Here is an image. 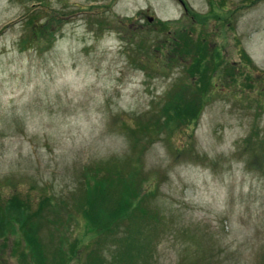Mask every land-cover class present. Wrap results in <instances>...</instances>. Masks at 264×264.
Wrapping results in <instances>:
<instances>
[{"label":"rangeland","instance_id":"374dc122","mask_svg":"<svg viewBox=\"0 0 264 264\" xmlns=\"http://www.w3.org/2000/svg\"><path fill=\"white\" fill-rule=\"evenodd\" d=\"M180 1L0 0V195L67 197L102 163L151 187L148 264H264V0ZM191 16L182 49L222 47L230 76L182 123L166 109L190 66L152 56Z\"/></svg>","mask_w":264,"mask_h":264},{"label":"trees","instance_id":"16d2710c","mask_svg":"<svg viewBox=\"0 0 264 264\" xmlns=\"http://www.w3.org/2000/svg\"><path fill=\"white\" fill-rule=\"evenodd\" d=\"M215 6L211 4L213 18L219 24L228 21L231 11L223 5ZM193 16L188 27L181 26L171 41L163 42L152 56L190 66L188 74L192 77L188 80L191 81L179 86L166 109L182 117V123H188L194 116L186 112H193L194 104L200 111L216 95L212 93L214 87L218 91L223 82L216 80L220 82V78L228 76L222 70L227 62L220 63L222 47L210 50L209 42L198 37L195 49H182L181 39L189 33L185 30L193 28ZM247 63L251 61L248 59ZM242 64L240 61L243 68ZM186 91L192 94L193 100H184L188 97ZM110 168L102 163L86 166L81 174L83 180L67 197L65 194L59 198L45 196L36 204L34 199L15 190L5 199L0 195V264H5L2 260L6 254L13 261L18 259L20 264H141L140 261L148 264L152 258V242L138 232L147 224L150 227L156 219L147 206L151 187L144 190L123 169ZM44 228L50 234L46 235ZM107 246L114 249L105 258L102 251Z\"/></svg>","mask_w":264,"mask_h":264}]
</instances>
